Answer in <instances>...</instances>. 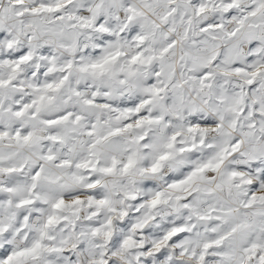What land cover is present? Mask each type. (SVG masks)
<instances>
[{
  "label": "snow or ice",
  "instance_id": "6c2138e0",
  "mask_svg": "<svg viewBox=\"0 0 264 264\" xmlns=\"http://www.w3.org/2000/svg\"><path fill=\"white\" fill-rule=\"evenodd\" d=\"M0 264H264V0H0Z\"/></svg>",
  "mask_w": 264,
  "mask_h": 264
}]
</instances>
